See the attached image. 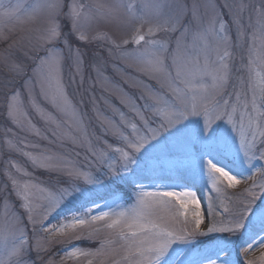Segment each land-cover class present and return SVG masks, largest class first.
<instances>
[{"label": "rangeland", "instance_id": "1", "mask_svg": "<svg viewBox=\"0 0 264 264\" xmlns=\"http://www.w3.org/2000/svg\"><path fill=\"white\" fill-rule=\"evenodd\" d=\"M3 2L5 5L19 4L20 11L18 18L0 20V260L5 258L7 250L18 242L16 238L23 232L27 239L24 264H89L90 261L91 264H111V257L85 258L81 251L95 250L100 247L101 241L115 247L111 243L115 239L113 233L127 229L124 225L107 229L105 224L116 219L115 213L135 206L141 197L156 208L154 219L157 222L163 218L169 230L182 235L194 231L196 211L201 213L202 229L204 224L208 227H232V213L247 197L245 189L251 188L257 199L248 208L239 229L195 233L190 239L176 241L161 257L160 264H264V193L258 186L252 187L253 180L257 184L264 180V173L258 171L264 169V157L260 156V150L264 149H261L259 138L256 148L249 152L247 158L226 122L217 121L204 134L202 118H190L146 144L134 154L126 168L121 167L113 174L107 170L108 164L117 166V161H123L121 153H113L115 148L128 151L122 140V135L130 132L125 125L139 122L131 106L135 105L151 119L148 104L152 94L172 100L171 91L162 81L140 70L131 60L121 59L114 46L127 39L129 44L122 46L128 51L146 47L143 41L140 45L132 43L136 29H140L145 40L168 41L170 47H175L176 37L182 29L176 32L155 29L152 35H148L149 28L176 15H180L181 24L188 25L192 20L193 4L200 6L201 16L206 14V4H215L230 29L233 43L230 61L232 77L226 85L224 98L235 102L236 93H243L248 80L245 65L256 24L251 6L258 7L262 0H125V3L133 4L136 15L144 17L143 24L129 19L123 12L110 19L89 22L84 32L86 39L79 41V46L88 53L85 63L75 74V70L67 64L63 68L65 90L75 107L77 119H82V123L79 129L74 125H63L57 129V137L51 135L50 130L56 128V123L49 116L42 118L30 112L27 119L17 124L8 116L5 104L6 94L17 89L23 91L25 79L32 75L33 57L38 54L35 47L37 37L46 27H51L46 11L38 7L45 0ZM61 2L64 4L62 12L66 13L68 4L73 0ZM78 2L98 5L111 0ZM156 3L161 5L158 10L151 6ZM241 4L249 6L243 13L237 11ZM234 11L240 17L235 24L233 21L237 16L233 15ZM61 23L65 33H68L70 22L62 17ZM238 28H243L245 32V38L239 44L236 43ZM256 33L255 52H259L258 26ZM77 35L72 33L74 41ZM209 44L211 46L210 40ZM76 46L74 43L73 47ZM215 59V54L210 52L209 62ZM244 98L242 94L241 100ZM23 99L22 96L21 101ZM248 99H251L250 92ZM47 112L60 121L68 119L50 107ZM121 112L124 113L123 118ZM178 141L183 144L179 149ZM99 153H105L108 158L101 160ZM49 158L63 160L64 169L51 167ZM208 161L237 176L241 182L229 187L226 179L214 174L217 177V192L209 181ZM71 171L81 175L70 176ZM84 174L92 175L93 182L89 183ZM14 180L17 186L13 185ZM69 184L73 187L67 196L41 223L43 198L49 192L67 188ZM164 190L194 192L200 202L199 209L190 203L186 209L182 208L175 198L165 197L161 202L159 197L144 195ZM24 195L27 199L23 198ZM85 212L89 218L100 212H108L110 216L105 221L56 230L72 220L74 215L83 216ZM30 215L35 224L29 221ZM89 233L93 235L90 237ZM37 243L42 248L39 254Z\"/></svg>", "mask_w": 264, "mask_h": 264}, {"label": "snow or ice", "instance_id": "2", "mask_svg": "<svg viewBox=\"0 0 264 264\" xmlns=\"http://www.w3.org/2000/svg\"><path fill=\"white\" fill-rule=\"evenodd\" d=\"M148 6V5H145ZM159 9L158 3L151 5ZM46 11L48 24L37 37V55L33 57L34 67L32 75L25 79L23 91L12 90L5 96L8 116L14 123L20 124L22 119H27L30 112H35L42 118L47 115L55 123L56 128H52L51 135H59L57 129L63 125L71 127L74 125L79 129L82 119H77L75 107L71 103L64 86L63 68L67 64L70 69L78 73L85 63L88 53L79 46V41L86 39L84 32L89 22L99 19H110L120 13L128 15L129 19L139 20L144 23L142 15H136L134 6L131 3H125V0H111L107 4L86 5L73 0L68 4V11L62 12L64 4L61 0H45L42 5L38 6ZM199 5L192 6V20L188 25L180 23V15L166 18L163 23L157 22L148 30V35H152L155 29L163 31H180L176 37L175 47H170V42L161 40H145V36L136 29L132 43L140 45L143 41L146 45L144 48H136L128 51L122 45H128L129 41L124 39L121 44L114 47L119 53L121 59L131 60L140 70L147 72L153 78L162 81L172 93V100L165 99L160 94H152L149 99L148 109L151 110L152 118L149 119L137 109L135 105L131 106L132 111L139 122H129L125 128H130L127 135H122V140L128 151L117 147L113 153H121L123 161H117V166L108 164L109 174L118 172L121 167L126 168L132 162V157L139 152L150 141L157 139L161 133L172 129L190 118H202V132L207 134L209 129L217 122L224 121L230 126L232 132L238 138L240 148L243 150L245 157L249 158V152L256 148V142L261 140V149H264V0L257 7L251 6L252 12L256 17V24L253 26L254 31L251 39L253 44L249 45V59L245 65L248 72V80L245 84L243 93H236L235 102L224 98V92L227 83L232 77L231 64L233 43L229 35L230 29L221 14L216 10L215 4L205 5L206 18L199 13ZM231 8V6H229ZM249 6L241 4L238 8L239 13H243ZM20 5H5L0 0V20H11L18 18ZM237 16V12H233ZM66 18L70 22V31L65 33L61 18ZM240 17L233 21L235 24ZM251 19V17H250ZM218 25V27H217ZM258 26L260 37L259 52H255L256 28ZM72 33H77L76 40H73ZM245 38L243 28L237 29L236 43ZM211 41V46L209 44ZM74 43L77 45L73 47ZM63 45V46H61ZM210 52L214 53L216 59L209 62ZM42 53V54H39ZM15 70L16 66H12ZM19 74V73H17ZM259 78V82H256ZM151 91V90H149ZM251 93V99H248V93ZM27 93L26 96L24 94ZM244 99L241 100V95ZM24 97L21 101V97ZM68 117L67 120L60 121L47 112L48 108ZM120 116L123 118L124 113ZM238 116V118H237ZM71 121V123H69ZM48 122L47 120L45 121ZM31 124V121L29 120ZM123 123V120H122ZM34 127V125H31ZM46 131H48L46 129ZM39 135V131H37ZM178 149L183 147L181 142H177ZM101 160L108 157L105 153L98 154ZM260 156L264 157V150H260ZM50 166L57 170H63L65 162L59 158H49ZM103 166V165H101ZM207 171L211 187L219 192L216 187L217 177L219 174L228 181L229 187H234L241 182L237 176L226 171L224 168L207 162ZM264 173V169L258 170ZM70 176L79 177L81 173L71 171ZM84 178L89 182L92 181V175L84 174ZM252 179V177H249ZM13 185L17 186L14 180ZM259 187L261 193H264V180L259 184L253 180L252 187ZM73 185L63 190L49 192L43 199L45 203L41 207V223L59 206L60 202L67 196L68 191ZM27 189L28 185L25 184ZM247 197L241 202L232 213L230 223L232 227H208L201 219V213L196 211L195 229L192 233L177 235L175 231L169 230L163 218L160 222L154 219L156 208L148 204L141 197L137 204L127 211L115 213L116 219L106 223L107 229H115L119 225H124L127 231L121 230L114 232L115 239L111 241L115 247H111L101 241L100 247L95 250L81 251L85 258H108L111 257V264H160V259L168 251L170 245L176 241L190 239L195 233L204 234L205 232H231L242 226V220L247 214L248 208L257 199V195L251 188L245 189ZM20 195V193H18ZM145 196H156L161 198H175L182 208H187L190 203L197 209L200 202L196 194L190 190L180 192L164 190L158 193H145ZM27 199V196H23ZM27 208L28 206L25 205ZM31 212V208H28ZM110 214L100 212L97 215L88 217L85 212L83 216H73V219L60 225L59 231L64 227H74L75 225H86L96 221H105ZM31 223H36L29 216ZM206 229V231L204 230ZM18 230V229H17ZM48 231L47 228L44 229ZM99 229L95 230L98 231ZM93 233H89L91 237ZM17 243L7 250L5 258L0 260V264H24V257L27 254L25 244L27 239L21 232L16 238ZM250 245L248 248L250 249ZM37 254L42 250L39 243L36 245ZM91 264V261L89 262Z\"/></svg>", "mask_w": 264, "mask_h": 264}]
</instances>
